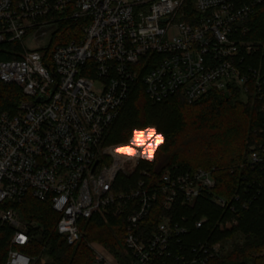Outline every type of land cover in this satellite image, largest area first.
<instances>
[{"label":"built area","instance_id":"obj_1","mask_svg":"<svg viewBox=\"0 0 264 264\" xmlns=\"http://www.w3.org/2000/svg\"><path fill=\"white\" fill-rule=\"evenodd\" d=\"M262 5L264 0H0V81L25 96L17 112L0 114V230L12 235L5 264L46 262L45 245L39 255L22 249L45 231L19 208L29 197L49 201L57 232L69 244L82 239L81 220L127 213L125 255L92 242L94 264H227L221 242L193 240L189 216L145 222L159 197L172 212L179 202L192 208L216 187L213 171H168L159 187L140 179L119 190L118 177H131L146 160L142 149L135 158L114 155L111 150L125 143L105 139L139 79L156 102L180 94L193 103L212 91L245 102L264 99V74L252 63L260 44L248 38V21ZM62 22L76 23L72 38L52 46ZM249 164L264 165V145L252 147ZM142 174L151 177L148 170ZM211 201L234 212L237 202L245 209L251 203L238 192ZM207 221L194 220V226ZM19 233L27 243L16 242Z\"/></svg>","mask_w":264,"mask_h":264},{"label":"trees","instance_id":"obj_2","mask_svg":"<svg viewBox=\"0 0 264 264\" xmlns=\"http://www.w3.org/2000/svg\"><path fill=\"white\" fill-rule=\"evenodd\" d=\"M248 22L251 26L248 38L260 44L252 63L261 66L264 74V5ZM74 26V22H62L58 31L60 35L55 36L52 46L68 42ZM23 99L25 96L19 87L0 81V114L17 112ZM263 107L264 99L251 96L245 102L237 94L228 96L218 91H212L193 103L187 102L180 94L156 102L149 98L139 79L108 131L105 143L127 142L134 130L150 125L165 135L166 142L158 149L152 162L141 161L131 177L120 175L116 183L118 189L129 190L140 179H145L149 188L159 187L168 171L181 175L198 168L212 170L216 187L200 197L192 208L181 206L179 202L172 212L163 208L159 197L145 222L155 224L161 215L172 213L175 218L189 216L193 240L209 238L230 244L223 256L227 264H264V165L253 167L249 164L252 147L264 145ZM144 169L151 173L150 178L143 176ZM245 188H248L247 192ZM236 192L240 193L242 200H251L248 208L237 202L234 212L211 201L213 195L233 199ZM19 208L25 218L36 220L45 228L40 241L33 247L22 248L30 255H39L41 247H47L49 260L45 263L38 260L34 264H94L92 242L105 245L115 256L125 255L127 213H111L106 219L94 216L81 220L79 225L83 237L69 244L57 232L58 215L49 201L29 197ZM203 217L208 221L202 228H196L194 220ZM234 219L237 224L233 223ZM11 236L9 230H0V264H5Z\"/></svg>","mask_w":264,"mask_h":264},{"label":"clouds","instance_id":"obj_3","mask_svg":"<svg viewBox=\"0 0 264 264\" xmlns=\"http://www.w3.org/2000/svg\"><path fill=\"white\" fill-rule=\"evenodd\" d=\"M166 137L163 133L157 132L155 127H146L143 130H134L130 144L115 146L111 151L114 155L135 158L138 155L137 149H142L139 155L148 162L155 159L158 149L164 145ZM28 237L23 233L16 236V242L23 245L27 243Z\"/></svg>","mask_w":264,"mask_h":264},{"label":"rangeland","instance_id":"obj_4","mask_svg":"<svg viewBox=\"0 0 264 264\" xmlns=\"http://www.w3.org/2000/svg\"><path fill=\"white\" fill-rule=\"evenodd\" d=\"M53 32V30L51 29V32H50V35L48 36V37H46V38H44V39H42L41 40V44L43 45V47H47L48 46V44H50V41H51V33ZM28 44L31 46V47H34V44L32 43V42H30V41H28ZM148 127H155V126H153V125H150V126H148ZM156 128V127H155ZM139 130H143V129H139ZM156 130H157V128H156ZM157 132H159L158 130H157ZM160 133V132H159ZM130 142H131V139L129 140V141H127V142H124L125 144H130ZM120 144V143H119ZM137 151H140V149L138 148L137 149ZM103 162L105 163V164H109V162H110V158H104L103 159ZM233 223H235V224H237L238 222H237V220H233ZM225 247H227V250L230 248V244H227V243H222ZM46 261H48L49 260V257H48V255L47 254H45V255H43L42 256Z\"/></svg>","mask_w":264,"mask_h":264},{"label":"water","instance_id":"obj_5","mask_svg":"<svg viewBox=\"0 0 264 264\" xmlns=\"http://www.w3.org/2000/svg\"><path fill=\"white\" fill-rule=\"evenodd\" d=\"M227 95H228V96H230V94H229V93H227Z\"/></svg>","mask_w":264,"mask_h":264}]
</instances>
